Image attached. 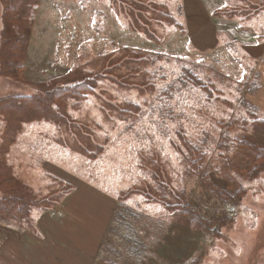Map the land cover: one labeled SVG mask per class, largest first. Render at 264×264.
<instances>
[{"label":"rangeland","instance_id":"374dc122","mask_svg":"<svg viewBox=\"0 0 264 264\" xmlns=\"http://www.w3.org/2000/svg\"><path fill=\"white\" fill-rule=\"evenodd\" d=\"M263 27L264 0H0V264H87L44 214L108 264H264V166L234 144L264 152Z\"/></svg>","mask_w":264,"mask_h":264},{"label":"trees","instance_id":"16d2710c","mask_svg":"<svg viewBox=\"0 0 264 264\" xmlns=\"http://www.w3.org/2000/svg\"><path fill=\"white\" fill-rule=\"evenodd\" d=\"M134 13H136V12L134 11ZM136 14H141V10H139L138 13H136ZM123 51L126 52V49H123ZM127 53L135 55L136 60L138 59V60L142 61L143 65H147L148 62H152L153 63V61L156 59V57H161V59L164 58V56H162L161 53H147V52H141V51L133 50V49H132L131 52L127 51ZM196 67H198V66L193 65L191 67V69L193 71H195ZM191 69L190 68L189 69H185V67L182 68V71H181L182 77H181V79H182L183 83L184 84L192 83L193 88H202V89L205 88V85L203 84L202 79L200 77H198V73H193V71ZM49 78L50 77H48V79ZM89 86H90V84L88 83L87 84V88H90ZM37 87L41 88L43 90H48V88H46L45 85H37ZM79 88L85 89L83 83H79V84H75V85H68V86L63 84L61 87L54 89L52 92L46 91L47 100L49 101V99H51V96H52V98L54 97L52 94H55V95L58 94V93L59 94L62 93L61 95H66V94L75 95V94H78V89ZM211 93H212V90L207 88V91H206L205 94L210 95ZM21 98H26V97H21ZM208 99L209 98H207V100ZM233 125H236V124H233ZM241 127L238 128L240 132H241V130H240ZM234 144L249 148L251 151L255 152V159H254V162H253L254 165H253L252 174L253 175L257 174L258 173L257 171L260 170L264 166V152L262 150H256L254 143L245 141V140H243L242 138H239V137L236 138ZM201 145L205 146L202 142H201ZM196 147H198V146L191 145L190 143L186 142L185 146H184L186 157L188 158V162H189L194 155H197L198 160H199V164L202 167L203 164H204V161H205V156L203 154L198 155L196 153ZM198 176L202 179V181L205 184L209 185L210 178L205 172L203 174H201V175H198ZM13 189H14L13 190L14 191V195L13 196L16 197V199H19V202H22V200H23L22 199L23 198L22 194L23 193H22L21 189L19 187H16V186ZM208 189H210V188L208 187ZM238 192H239V190H236L234 192V196H233L234 198L238 196L237 195ZM219 193H220V196L223 197V194L221 192H219ZM26 200H23V204H24V201H26ZM180 208H181L182 216H184V218L187 219V221H188L187 223L188 224H191L195 228H200V229H204V230H208L209 229L210 225H209V223H208L206 218H205L206 219L205 221L201 220L200 218H202V217H200L198 214L197 215L194 214V212L192 210H190V209L187 210L184 206L183 207L181 206Z\"/></svg>","mask_w":264,"mask_h":264},{"label":"crops","instance_id":"0c3cea01","mask_svg":"<svg viewBox=\"0 0 264 264\" xmlns=\"http://www.w3.org/2000/svg\"><path fill=\"white\" fill-rule=\"evenodd\" d=\"M187 42L190 43L189 38H187ZM247 46H248V48L253 49V53H254V51L257 50V48L260 47L261 45L258 43H249V44H247ZM261 52H262V50H261ZM35 78H37V77H35ZM64 218H69L71 223L68 224L67 223L68 221L66 222V220H64ZM37 220L39 222H40V220L49 221L50 223L53 224V228H54V232L52 233L53 239H56L57 241L61 242L62 244L68 246L69 248H71L72 243L77 244V247L72 249V251L70 249H67L70 252V254H74V253H77V255L78 254H81V255L90 254L89 259H85V263H87V264H108L105 262L104 259L101 260L98 257L99 247H100V243H101V240L103 238V235L98 231L97 228L94 229L93 227H88L85 224L86 221L84 219H80V218H76V217H70L68 215H66V216L60 215L58 217H47V218H45V214H44V216L41 219H40V217H38ZM88 231L90 232L92 237L95 236V241H94L92 246H87L85 243V244H82L84 247L81 248L78 246V242L79 243L84 242V239L88 236V233H87ZM104 233H105V230H104ZM81 240H83V241H81ZM45 242H46V239L43 242L40 241V239H39L37 244L40 245V243H45ZM142 245H143V243H142ZM53 252H58V251H53ZM63 252H67V251L63 250ZM149 253H150V247L148 248V251L145 254H149ZM145 254H142V256ZM143 259L145 260L144 257H143ZM150 264H153V263H150Z\"/></svg>","mask_w":264,"mask_h":264}]
</instances>
